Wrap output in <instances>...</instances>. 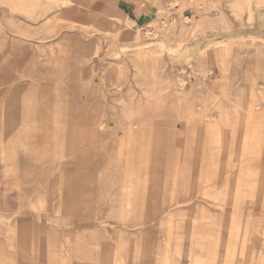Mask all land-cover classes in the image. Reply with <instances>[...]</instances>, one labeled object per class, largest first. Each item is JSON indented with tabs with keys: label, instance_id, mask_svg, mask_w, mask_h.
<instances>
[{
	"label": "rangeland",
	"instance_id": "1",
	"mask_svg": "<svg viewBox=\"0 0 264 264\" xmlns=\"http://www.w3.org/2000/svg\"><path fill=\"white\" fill-rule=\"evenodd\" d=\"M83 1L0 0V264H264V0Z\"/></svg>",
	"mask_w": 264,
	"mask_h": 264
},
{
	"label": "crops",
	"instance_id": "2",
	"mask_svg": "<svg viewBox=\"0 0 264 264\" xmlns=\"http://www.w3.org/2000/svg\"><path fill=\"white\" fill-rule=\"evenodd\" d=\"M73 2H75V5H78V6H80V5H82L85 1H83V0H73ZM62 7H64V6H62ZM64 12H66V11H59V12H56V13H64Z\"/></svg>",
	"mask_w": 264,
	"mask_h": 264
},
{
	"label": "bare ground",
	"instance_id": "3",
	"mask_svg": "<svg viewBox=\"0 0 264 264\" xmlns=\"http://www.w3.org/2000/svg\"><path fill=\"white\" fill-rule=\"evenodd\" d=\"M57 1L61 2L62 4H69L72 2V0H55V2H57Z\"/></svg>",
	"mask_w": 264,
	"mask_h": 264
}]
</instances>
